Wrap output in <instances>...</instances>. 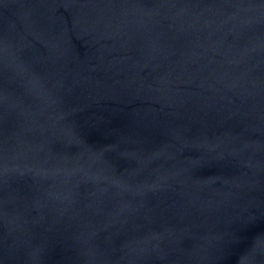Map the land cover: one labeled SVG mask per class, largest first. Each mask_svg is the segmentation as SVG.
<instances>
[{
    "label": "water",
    "instance_id": "95a60500",
    "mask_svg": "<svg viewBox=\"0 0 264 264\" xmlns=\"http://www.w3.org/2000/svg\"><path fill=\"white\" fill-rule=\"evenodd\" d=\"M0 264H264V0H0Z\"/></svg>",
    "mask_w": 264,
    "mask_h": 264
}]
</instances>
